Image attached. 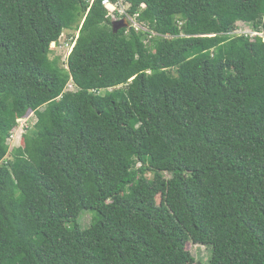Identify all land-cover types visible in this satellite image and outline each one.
I'll return each instance as SVG.
<instances>
[{
  "label": "trees",
  "instance_id": "1",
  "mask_svg": "<svg viewBox=\"0 0 264 264\" xmlns=\"http://www.w3.org/2000/svg\"><path fill=\"white\" fill-rule=\"evenodd\" d=\"M102 1L0 0V264H264V0Z\"/></svg>",
  "mask_w": 264,
  "mask_h": 264
},
{
  "label": "rangeland",
  "instance_id": "2",
  "mask_svg": "<svg viewBox=\"0 0 264 264\" xmlns=\"http://www.w3.org/2000/svg\"><path fill=\"white\" fill-rule=\"evenodd\" d=\"M94 0H91L93 2ZM145 7V6H144ZM237 25L239 26L238 33H255L249 25L244 24L243 22H238ZM145 31V30H143ZM75 36V39L79 36V32L71 31V30H65L62 37L59 40L58 44L53 43L51 47L54 50V53L51 55L54 56H61V66L68 68L67 66V60L72 52L75 42L70 43L71 38ZM69 90H73L74 86L72 83L68 86ZM36 122V117L34 116V113L28 114L25 118H22L19 120V125L13 130V134L11 138L8 140V144L10 147L8 158L11 157V152L14 148L21 147L24 145V135L27 132L28 127H32L34 123ZM168 177L170 175L166 174ZM148 177H152V174H148ZM160 200V197H158V201ZM93 217L92 212H88V210H85L81 213V215L78 218V222L82 228H85L91 224ZM187 249L191 251V253L195 257V264H207L209 257L211 256V248L207 247L206 245L202 244H194L192 242H189L187 245Z\"/></svg>",
  "mask_w": 264,
  "mask_h": 264
},
{
  "label": "built area",
  "instance_id": "3",
  "mask_svg": "<svg viewBox=\"0 0 264 264\" xmlns=\"http://www.w3.org/2000/svg\"><path fill=\"white\" fill-rule=\"evenodd\" d=\"M102 4L109 10V16L112 20L116 21L124 18L127 20L129 26L135 27L137 31H147V29L138 22V14L131 15L128 13L129 5L124 3L123 0H117L116 2L112 0H103Z\"/></svg>",
  "mask_w": 264,
  "mask_h": 264
},
{
  "label": "water",
  "instance_id": "4",
  "mask_svg": "<svg viewBox=\"0 0 264 264\" xmlns=\"http://www.w3.org/2000/svg\"><path fill=\"white\" fill-rule=\"evenodd\" d=\"M112 26H113L114 32H118L121 28L128 27L129 24L127 20L123 18V19L114 21ZM55 44L57 43L55 42Z\"/></svg>",
  "mask_w": 264,
  "mask_h": 264
},
{
  "label": "clouds",
  "instance_id": "5",
  "mask_svg": "<svg viewBox=\"0 0 264 264\" xmlns=\"http://www.w3.org/2000/svg\"><path fill=\"white\" fill-rule=\"evenodd\" d=\"M58 44V43H57ZM75 46V45H74Z\"/></svg>",
  "mask_w": 264,
  "mask_h": 264
}]
</instances>
